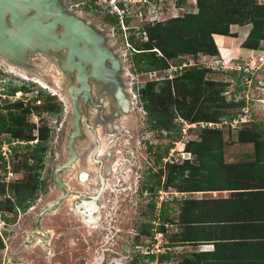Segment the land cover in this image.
I'll list each match as a JSON object with an SVG mask.
<instances>
[{"label":"trees","instance_id":"16d2710c","mask_svg":"<svg viewBox=\"0 0 264 264\" xmlns=\"http://www.w3.org/2000/svg\"><path fill=\"white\" fill-rule=\"evenodd\" d=\"M74 1L82 3L80 6H83L85 10L101 7L97 0ZM185 2V0L177 1L179 5ZM89 6L93 9H89ZM195 6L196 11H183V14L175 17L145 25L146 40L136 41L133 32L128 36L133 48L131 65L134 72L165 70L173 62L177 66L186 63L179 59L180 56L195 57L202 53L204 56L213 58L219 55L214 36H236L230 31V26L233 24L251 25L241 42V47L247 50L258 49L261 41L264 40V4H258L256 0H195ZM109 20L112 24H117V19L111 17ZM213 70L206 66L184 65L174 72L173 78L168 79L165 75L161 79L148 80L141 85L138 97L145 110L148 126L157 131L158 139H165L168 136L177 138V135L183 132L184 123L219 121L223 117L231 119L240 112L241 107L246 103L245 97L240 95L241 97L235 99V94H238L242 88L236 86L230 94L231 98L228 99L224 91L230 82L224 78L214 80L207 77L211 73H222ZM230 75L234 76L237 82L239 81L234 74ZM32 87L26 84L12 85L3 89L2 92L14 95L19 89L26 92ZM40 98L43 100L40 101ZM53 98V95L37 90L33 98L25 103L22 99H15L13 102L5 101L0 105V133L10 134L11 137L7 139L9 143L16 140L27 142L20 154L17 152L23 147H20L18 142L11 145L12 155L20 156L15 169L24 170V176L23 179L12 181L9 185L15 202L6 198L2 206L0 201V210L2 208L11 210L15 204L22 205L26 200L25 194L29 192L26 189L27 186L32 184L35 188L37 185L36 180H31L32 170L42 166L50 135V128L43 114H55L61 111V105L53 101ZM32 116L38 117V123L32 121ZM36 129L37 134H35ZM199 130L200 134H197L198 128L187 129V133H193L194 138L184 143V150L190 152L193 159L166 162L165 188L172 187L181 194H190L197 191L231 189L226 186L234 185L226 182L228 178L225 177L223 169L241 162L228 163L229 165L225 162L226 141L223 139V131L221 128L207 126ZM229 130V132H237L238 141L253 143L256 162H263L264 155L261 157L257 155L264 150V123L253 119L241 123L236 129ZM195 136L200 138L197 139ZM34 139L37 141L28 143ZM160 146L155 154L157 162H161L168 155H166L168 148L169 150L171 148ZM30 161H34L35 165L32 166ZM5 162L2 159L1 167L4 168V173L6 172ZM2 182L0 177V194L5 192ZM159 185L160 178L155 184L149 185L152 195H157ZM172 199L177 200L174 196ZM181 199L177 215L174 214L175 208L170 205L168 199L162 201L158 215L152 213L156 209V204H149L152 214L148 220L158 219L159 222L156 225L149 221L141 226V234L153 235V231H157L166 237L163 245L169 251H165V254L158 257L160 262L169 259L170 255L175 253L177 264H264V234H259L257 238L250 236L247 237L248 239L240 240L229 238L225 232L226 226L221 219L216 218L215 223L219 220L221 223L213 225L212 228L218 226L214 237L209 225H205L208 224V220L199 215L206 210V201L192 196H181ZM214 209L218 211L220 206L215 205ZM173 226L177 230L167 234V228ZM207 240L214 245L211 251H191L179 255L175 252V247L179 244H199ZM173 249L175 251H171ZM143 255L151 260L157 257L155 253Z\"/></svg>","mask_w":264,"mask_h":264},{"label":"flooded vegetation","instance_id":"af4514ba","mask_svg":"<svg viewBox=\"0 0 264 264\" xmlns=\"http://www.w3.org/2000/svg\"><path fill=\"white\" fill-rule=\"evenodd\" d=\"M67 77L70 80H68L66 94H69L70 87L79 85V83L73 74ZM108 77L107 82H98L89 78V95L84 98L76 94V112L69 103L67 94L69 128L65 134V156L51 169V172L45 173L50 177L41 176L43 165L32 170L31 180H36L37 185L35 188L31 185L27 186L29 192L25 194L26 200L22 205L15 204V207L9 211L11 215L0 210V240L2 242L0 249L8 250L11 246L10 264H32L35 257L39 256L35 248L45 250L40 257L42 262L47 263L52 256L61 252L59 244L65 247L75 245L76 241L87 244L86 238L78 231L81 227L98 229L96 231L97 240L91 245L87 244L86 247V249L91 247L96 254H92V262L95 260L96 264H115L118 260H124L126 253L120 247H123L125 243H127L125 245L129 244L125 251L134 248L133 241L127 238V235H123L130 233L121 231L113 223L115 219L107 215L108 207L114 208L115 214L117 213L118 200L112 201L111 193L118 197L119 193L131 190L135 192L131 201L136 199V195L137 200L140 201L141 197L152 195L149 186L151 183L147 178L140 180L143 175H146L144 167L140 171L141 174L136 170L139 162L137 160L138 148H135L137 139H134L130 121L126 119L132 111V98L129 91L121 87V81L116 78L115 74L109 73ZM121 89L123 97L128 102L126 108L120 96H117V92ZM21 95L23 96V93ZM0 96L14 97L15 95L0 93ZM162 140L157 137L156 139L137 140V142L139 148L141 144L144 145V152L150 159L152 154L157 153ZM36 141L37 139H34L28 143L32 144ZM49 141L50 135L44 158L47 152H50ZM14 142H18L20 147L27 144L20 140ZM52 153H49V156L54 155L55 151L53 150ZM62 165L65 166L61 167ZM65 171L69 173L64 174ZM133 173L135 182L132 177ZM139 181H141L140 184L133 190V185ZM51 193L52 197L46 199ZM8 196L6 195V198H9ZM109 203L113 204L110 206ZM161 203L159 205L155 203L158 210ZM149 208V214L148 216L144 214L146 219L140 221L139 228L143 223L149 222L147 218L151 215V207ZM31 213L34 215H30ZM108 217L110 220H107ZM70 230L78 231V235L73 237L70 235L72 233ZM137 233L141 234L140 231ZM110 241L112 244L106 245Z\"/></svg>","mask_w":264,"mask_h":264},{"label":"rangeland","instance_id":"374dc122","mask_svg":"<svg viewBox=\"0 0 264 264\" xmlns=\"http://www.w3.org/2000/svg\"><path fill=\"white\" fill-rule=\"evenodd\" d=\"M66 5H68L73 11L75 10L76 13H78L86 22L92 24L95 26L96 30L100 31L104 36L107 38V43L109 47L116 53L118 59L121 62V71L119 72L118 76L121 81V87L127 91H129V95L132 98V111L130 112V116L126 118L127 120L130 121V128L131 132L134 134V139H137L138 141L144 140V139H156L157 138V131L152 130L148 126V119L145 113V110L142 108V104L138 98V90L141 87V85L148 80H157L161 79L163 76L169 75L171 73V78L174 77L173 71L171 72L168 71V69L171 68V66L176 67L174 62L172 65H170L168 68L165 70H159V71H148V72H142V73H136L132 69L131 65V48L132 44L129 43L128 36L131 34L128 32V30H123L119 25L118 27L116 25H113L109 18L111 16H108V13L106 12L105 6L102 5L101 7L97 9H93L92 7L89 6V9L93 10H85L83 6H78L74 7L77 2L74 0H63ZM185 4H181L179 8H173L172 6L166 11H168L165 17L162 18V20L168 19L170 17H175L177 15L183 14V11H196V6L195 2L193 0H185ZM258 4H264V0H256ZM104 3V2H103ZM194 3V4H193ZM133 26H139L141 24V20L134 19L130 23ZM114 26V27H113ZM251 25L246 24V25H238V24H233L230 26V31L235 33L236 36H215L217 42L215 41V44L218 47L219 55L213 56L212 59L207 58L204 56V54L199 53L197 56L192 57V56H180L179 59H182L185 63V66L189 65H197L199 67H205V66H211L208 68L214 69L213 71H221L222 73H211L207 75V77L212 78L214 80H219V79H225L226 81H231L230 84L226 87L224 94L227 96L228 99H230V94L235 87L236 80L233 77L231 80V77L228 74H225L227 71V66L219 68V64L225 63L229 65H236V61H240L243 57L245 58L248 55V50L241 47V41L244 38V35L247 31H249ZM120 28V29H119ZM240 32V35L238 33ZM135 39L136 41H143L145 40L142 37H137L135 34ZM214 39V40H215ZM128 41V42H127ZM230 47L232 51L226 52L224 51V47ZM221 50H220V48ZM264 48V40L261 41V47ZM223 49V50H222ZM257 53V52H255ZM260 54V53H258ZM243 58V59H244ZM194 60V61H193ZM191 61V62H190ZM256 77L254 79L255 84L254 86L249 90V92H252L251 94L249 93L248 95L253 96L255 100L251 102V117L255 121H261L264 123V66L257 71ZM168 77V76H167ZM169 79V77H168ZM230 79V80H229ZM39 82H38V81ZM70 80L66 74L60 70L59 65L56 63L55 59L50 56L49 54H45L43 52L35 51L31 54L28 55L26 58L25 62L22 64L11 62L8 59H5L0 56V93L2 89H6L9 86L12 85H29L33 86L31 90L29 91H18L16 92L13 96H0V105H2L5 101H10L13 102L15 99H22V101L25 103L27 100H31L33 96L37 93V90H43L46 93H50V95L54 94L53 101H56L59 103L62 107L61 111L57 114H48L44 113L43 117L46 119L47 125H49L51 129L50 133V141H49V153L53 154L52 151H55V154L52 156H49V153L47 152L45 158H44V163L42 164L44 166V169L41 172V176L45 177H50L45 173L51 172V169H53L56 164H58L61 159L63 158L64 155V148H65V143H66V130L69 128V107H68V102H67V94H66V89L67 85L69 84ZM44 82V83H43ZM239 82V81H238ZM43 85H48V88L42 87L41 84ZM23 93V96L21 95ZM8 95V94H6ZM43 98H40V101H42ZM67 102V103H66ZM32 121L35 123H38V117L32 116ZM226 118V117H223ZM222 119V118H221ZM220 119V120H221ZM223 135L224 141H226V144L224 145V160L226 161L225 158V153L229 152V154L232 153H237V152H243V151H254V145L251 142H245L242 143L236 139V134L237 132L232 131L229 132L230 127L226 126L225 124L220 127ZM229 128V129H228ZM200 134V130L198 129ZM187 132H180L178 137H166L162 141H160L159 146L162 147L164 145L165 147H173L174 149H171V154L173 157H182L184 155L181 153V148L182 145L180 142H186L187 140H190L194 138L193 133H187ZM35 134H37V129L35 130ZM0 137L3 138V140L10 138L9 133H0ZM197 138V136H195ZM200 136H198L197 139H199ZM136 140L135 148H138L137 152V160L139 161L137 163L136 170L140 172L143 167L146 175H143L140 180L148 179L150 183L155 184L157 182V179L160 178V185L157 191V195H151V196H145L141 197V200L138 201V196L136 195V199L131 201L135 195L134 191L127 190L124 193H119L118 197L115 196L114 193L112 194V201L118 200L117 203V213L115 214L114 208H109L108 207V212L107 215L110 217H113L115 219V226H118L121 231L124 232H129L130 234L124 233L123 235H127L129 239L133 241L134 248L131 250H126L128 245L120 247V249L124 250L123 252L126 253L125 259L124 260H118L115 262V264H177V258H175L173 253L170 255V258L167 260H163L160 262L158 260V257L160 255L165 254V251H169L167 248L164 251L163 244L166 241V237L164 234H161L157 231H153V235H145V234H138L137 232L140 231L141 228H139V223L140 221H143L146 219V216L144 217V214L146 213L147 216L149 214V204L151 203H157L158 205L161 203V201L168 199L170 202L171 206H174L175 208V215L178 214V206L182 202L181 196H192L193 198L195 197L194 194L188 193V194H181L178 190L175 188H170L167 187L165 188V174L167 171V166L166 162H170L168 158L164 157L161 162H157L155 159V154H152L151 160L147 157L144 148V145L141 144V148L138 147V142ZM161 140V139H160ZM178 142V143H177ZM34 143V142H33ZM162 143V144H161ZM239 144H246L244 145L245 148H241ZM140 145V142H139ZM164 147V148H165ZM161 149V148H159ZM24 150V147L19 150L17 153H21ZM174 150V151H173ZM168 148V152H169ZM185 151V150H184ZM166 153V155L168 154ZM173 152V153H172ZM228 154V153H227ZM56 157V159H52ZM168 156V155H167ZM171 156V157H172ZM147 158V159H146ZM193 155L189 158L190 160L193 159ZM20 156H15L11 155L9 159V166H10V171L12 172L9 177L8 181H5V176L3 175V168L1 167L0 164V177H2V183L4 184V190L5 194H0V201L2 206L5 204V199L6 195H9V199H13L14 201V196L13 192L10 191L9 185L12 181H19L23 179L24 176V170L15 169L16 163L19 161ZM231 159V157H229ZM148 160V161H147ZM180 160V159H179ZM239 161V160H238ZM238 161H231L229 163H237ZM32 162V166H34V161ZM178 162H181L178 161ZM243 162V161H239ZM150 163V164H149ZM151 165V166H150ZM227 165H229L227 163ZM140 167V168H139ZM35 169V168H34ZM33 169V170H34ZM162 171V172H161ZM2 173V175H1ZM69 173L68 171H65L64 174ZM142 172H140L141 174ZM161 174V176H160ZM6 175V174H5ZM134 182L136 181L134 173L132 174ZM147 180V181H148ZM137 182L135 185H133V190L136 189V187L140 184ZM51 183V180H50ZM32 186V184H31ZM31 188V187H30ZM29 189V188H26ZM176 197L177 200L173 201L172 197ZM52 197L51 195H48L46 199ZM181 199V200H180ZM178 203V204H176ZM113 203H109L111 206ZM176 204V205H175ZM1 206V207H2ZM10 210H7V208H2V212H5L8 215H11L9 213ZM153 214L158 215L159 210L156 207L154 211H152ZM151 213V214H152ZM115 214V215H114ZM142 214V215H141ZM30 215H34V213H31ZM142 217H141V216ZM151 216V215H150ZM73 217H77V215H73ZM110 217L107 218V220H110ZM149 219V217L147 218ZM151 221L154 224H158L159 220L158 219H151L148 220ZM1 229V228H0ZM167 234L173 233L177 230L175 226L167 228ZM98 229L94 228H88V227H81L78 229L83 235V237L86 238L87 244L91 245L93 244L94 241L97 240L96 238V231ZM72 231V230H70ZM78 231L73 230L70 235L75 237L78 235ZM90 233V235H89ZM137 233V235H135ZM135 235V236H134ZM94 236V237H93ZM92 238V239H91ZM103 240V238H102ZM107 240V239H106ZM8 242V241H7ZM104 242V241H103ZM87 244L83 243L82 241L78 242L76 241L75 245H69L67 247L65 246H60L59 244V249H61L60 253H56L54 256L51 257L50 260L46 262H42L43 260L40 257V254H42L45 250L44 249H38L37 254L39 256H36L35 259L32 261V264H96L95 260L92 262V254H94V251L92 250L91 247L87 248ZM112 241H110L106 245H111ZM11 246L8 248V250L0 249V264H10L9 259H12L11 255ZM56 251V248H54ZM150 251L153 250L152 253H155L157 256L154 260H151L148 257H143L145 251ZM171 251H175L174 249ZM128 252V254H127ZM123 253V254H124ZM17 255V254H16Z\"/></svg>","mask_w":264,"mask_h":264},{"label":"water","instance_id":"95a60500","mask_svg":"<svg viewBox=\"0 0 264 264\" xmlns=\"http://www.w3.org/2000/svg\"><path fill=\"white\" fill-rule=\"evenodd\" d=\"M106 38L63 0H0V56L19 64L35 51L52 56L79 83L68 94L74 112L76 94L89 95V78L107 82L109 73L119 78L121 62ZM117 96L126 108L122 89Z\"/></svg>","mask_w":264,"mask_h":264},{"label":"crops","instance_id":"0c3cea01","mask_svg":"<svg viewBox=\"0 0 264 264\" xmlns=\"http://www.w3.org/2000/svg\"><path fill=\"white\" fill-rule=\"evenodd\" d=\"M247 33L248 31L245 33L244 38ZM238 35H240V32ZM216 37L214 36V38ZM215 41L217 42L216 39ZM224 48L226 52L232 51L230 47L226 46ZM239 145L243 149L246 144ZM262 152L257 156L264 155V150ZM227 153H225L226 163L244 160L240 164H233L231 167H224L223 169L225 177L228 178L226 182H231L234 185L226 186L227 188L231 187V189L192 193L195 195V199L206 201V210L199 213V215L201 218L208 220V224L205 225H209L211 234L214 237L216 236L215 232L218 231V226L212 228L213 225L222 222L226 226L225 232H227L229 238L238 240L248 239L247 237L250 236L257 238L256 236L259 234H264V158H262L263 162L259 163L255 160L256 153L254 151ZM215 205L220 206L218 211H215ZM216 218L222 221L219 220L215 223ZM218 236L224 237L222 235ZM213 247V243L207 240L199 244H179L175 247V252L179 255L191 251H211Z\"/></svg>","mask_w":264,"mask_h":264},{"label":"built area","instance_id":"2783aa9c","mask_svg":"<svg viewBox=\"0 0 264 264\" xmlns=\"http://www.w3.org/2000/svg\"><path fill=\"white\" fill-rule=\"evenodd\" d=\"M177 1L178 0H97V2L101 6L102 5L105 6L108 16H111L112 18L117 19V24H115L117 27L120 24L121 26L120 25L119 26L123 30L127 29L129 33L133 32L134 36L136 34L137 37H142L145 40L147 39V34H146V31L144 30V26L147 24H152L154 22L162 21V18L167 15L166 13L168 11L166 10L168 7L170 8L172 6L173 8H179L181 6V4L179 5ZM193 1L195 2V0ZM81 4L82 3L77 2L74 7H78ZM134 19L136 20L140 19L141 24L137 27L131 25L130 23L134 21ZM129 43L131 42H128L127 44ZM260 47H261V43H260ZM260 47L258 49L248 50V55L245 58L243 57L244 59L242 58L240 59V61H236L237 64L234 66L221 62L218 67L219 69V68L227 66V71H224L226 72L225 74H228L231 77V80L234 76H231L230 74H234L235 77H238L239 79V82L236 81L235 87L240 86L242 89L239 91L238 94H235V97H236L235 99H238L239 97H241L240 95H244L245 101H246L245 105L241 107L240 112L231 119L226 117V118H222L219 121H198V122H192V123H184L182 126L183 132L184 131L187 132V129L189 128L199 129L205 126L220 128L222 127L223 124H225L226 126H229L231 129H236L239 127V125H241V123H245L250 120H253V118L251 117V109H252L251 102H253L255 98H253V96L251 95L249 96L248 94L252 93V92H249V90L255 84L254 79L257 75L256 74L257 71H259L264 66V48H260ZM206 57L209 58L208 56ZM184 65L185 63L179 66L176 65V67L171 66V68L168 69V71L171 72L172 70H174L173 71V74H174V72L178 68H181ZM206 67H211V66L207 65ZM167 76L171 78V73H169V75ZM235 87L233 88L232 92L235 90ZM184 143L185 142H182V141L180 142V144L182 145L181 153L184 154L182 155L183 158L178 157V156L173 157L171 154V149H174V148L173 147L170 148L168 156H166V158H168L170 162H178L180 160L182 161L185 159H189L191 157L192 154L190 152L184 151ZM14 144H15L14 141L9 143L6 139L3 140V138L0 137V164L2 163V159L6 161L5 162V169H6L5 173H4V168H3V175L5 176L4 177L5 181H8V177L12 173L10 171L9 159L12 155L11 145H14ZM163 247L165 251L166 247L164 245ZM152 252L153 250H150V251L147 250L144 253H152Z\"/></svg>","mask_w":264,"mask_h":264},{"label":"bare ground","instance_id":"6f19581e","mask_svg":"<svg viewBox=\"0 0 264 264\" xmlns=\"http://www.w3.org/2000/svg\"><path fill=\"white\" fill-rule=\"evenodd\" d=\"M222 50H223V49H222ZM108 78H109V77H108ZM37 81H38V80H37ZM38 82H39V81H38ZM43 83H44V82H43ZM43 83H42V84L40 83V84H41L43 87L48 88V85H45V84L43 85ZM67 92H68V91H67ZM91 93H92V92H91ZM67 94H68V93H67ZM93 94H94V93H93ZM82 100H84V99L82 98ZM69 101H70V100H69ZM84 101H85V100H84ZM107 102H108V101H107ZM66 103H67V102H66ZM69 103H70V102H69ZM67 104H68V103H67ZM130 104H131V103H130ZM68 105H69V104H68ZM131 109H132V108H131ZM97 110H98V109H97ZM113 114H114V113H113ZM114 115H115V114H114ZM72 116H73V115H72ZM83 120H84V119H83ZM86 125H87V124H86ZM89 125H90V124H89ZM94 130H96V129H94ZM97 130H98V129H97ZM87 134H88V133H87ZM68 135H69V134H68ZM110 135H111V134H110ZM106 138H107V137H106ZM110 144H111V143H110ZM112 147H113V146H112ZM105 148H106V147H105ZM107 148H108V147H107ZM95 150H96V149H95ZM95 150H94V151H95ZM94 151H93V152H94ZM95 156H96V155H95ZM90 160H91V159H90ZM90 160H89V161H90ZM87 161H88V160H87ZM90 169H91V168H90ZM81 182H82V181H81ZM106 187H107V186H106ZM110 188H111V187H110ZM98 190H99V189H98ZM94 191H95V190H94ZM101 191H102V190H101ZM101 191H100V192H101ZM53 202H54V201H53ZM54 203H55V202H54ZM89 206H90V205H89ZM86 207H87V206H86ZM53 209H55V208H53ZM51 212H52V211H51ZM74 212H75V211H74ZM82 212H83V211H82ZM76 213H77V212H76Z\"/></svg>","mask_w":264,"mask_h":264}]
</instances>
